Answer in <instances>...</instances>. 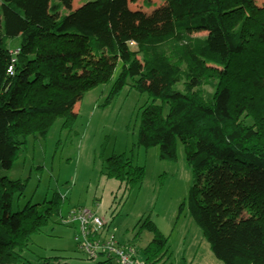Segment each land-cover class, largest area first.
<instances>
[{
	"label": "trees",
	"instance_id": "16d2710c",
	"mask_svg": "<svg viewBox=\"0 0 264 264\" xmlns=\"http://www.w3.org/2000/svg\"><path fill=\"white\" fill-rule=\"evenodd\" d=\"M133 1L0 0V264L58 262L24 252L33 234L61 221L66 197L54 192L43 206L14 211L25 182L8 171L27 136H45L59 116L75 119V104L118 64L109 96L129 79L151 99L141 108L138 144L158 145L163 159L176 158V140L184 145L193 182L180 208L186 204L213 255L264 264V4L163 0L149 17ZM105 168L121 183L143 178L124 154ZM142 226L152 233L144 261L160 264L166 237L149 220Z\"/></svg>",
	"mask_w": 264,
	"mask_h": 264
},
{
	"label": "rangeland",
	"instance_id": "374dc122",
	"mask_svg": "<svg viewBox=\"0 0 264 264\" xmlns=\"http://www.w3.org/2000/svg\"><path fill=\"white\" fill-rule=\"evenodd\" d=\"M74 1L81 4L85 0ZM254 1L264 4V0ZM129 5L141 8L150 17L166 2L151 0L146 7L142 0H136ZM119 67L118 64L108 82L90 89L75 104V119L59 116L45 136H27L13 160L8 176L24 181L25 187L22 194H14L12 210L28 202L43 206L54 192L66 197L61 203V221L54 219L33 234L24 255L36 262H40L38 256H58V262L52 260L53 264H95L103 260V256L90 259L78 248V223L67 221L71 212L82 208L102 217L118 240L134 244L143 260L142 249L152 239V233L142 224L149 220L166 237L169 248L160 264H224L211 252L186 204L180 208L193 182L183 143L176 140L175 159L160 158L158 145L138 144L141 108L151 99L147 92L133 87L131 80L109 96ZM167 111L168 104L163 103V112ZM119 154L143 168L140 181L126 184L107 177V158ZM240 215H245L243 210Z\"/></svg>",
	"mask_w": 264,
	"mask_h": 264
},
{
	"label": "built area",
	"instance_id": "2783aa9c",
	"mask_svg": "<svg viewBox=\"0 0 264 264\" xmlns=\"http://www.w3.org/2000/svg\"><path fill=\"white\" fill-rule=\"evenodd\" d=\"M12 72V67L8 68ZM68 222H77L79 233L76 237L78 248L88 258L103 256L110 264H148L140 256L134 244L118 240L109 230L107 222L88 209H78L67 216ZM67 221L63 222L67 223ZM103 259V260H104Z\"/></svg>",
	"mask_w": 264,
	"mask_h": 264
},
{
	"label": "crops",
	"instance_id": "0c3cea01",
	"mask_svg": "<svg viewBox=\"0 0 264 264\" xmlns=\"http://www.w3.org/2000/svg\"><path fill=\"white\" fill-rule=\"evenodd\" d=\"M81 3V2H80ZM79 3H77V2H75L74 0H72V7H75V6H77ZM145 245H147V244H145ZM145 247V246H144Z\"/></svg>",
	"mask_w": 264,
	"mask_h": 264
}]
</instances>
